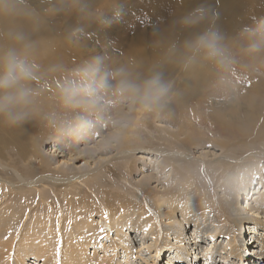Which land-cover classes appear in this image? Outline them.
I'll return each instance as SVG.
<instances>
[{
	"label": "rangeland",
	"instance_id": "1",
	"mask_svg": "<svg viewBox=\"0 0 264 264\" xmlns=\"http://www.w3.org/2000/svg\"><path fill=\"white\" fill-rule=\"evenodd\" d=\"M182 2L0 0V49L27 45L36 69L31 83L34 102L53 96L47 128L36 132L39 145L29 143L21 157L8 149L0 158V224L1 219L18 218V237L3 240L10 241L11 263L20 259L23 264H50L60 259L76 264L87 257L86 264H264V214L258 212L264 191V138L241 156L237 151L247 141L234 138L227 144L209 122H215L214 113L233 126L264 122V97L257 90L259 85L264 88V51L246 54L247 41L237 37L264 19V0H192L215 14V24L229 18L235 36L223 33L235 57L232 67L210 68L213 75L194 84L193 95L183 50L207 24L180 26V18L189 13L180 12ZM224 4L231 10L222 9ZM17 34L24 36L22 44L14 41ZM58 49L57 58L48 56ZM95 57H101L109 71L126 68L137 82L159 72L172 86L166 106L145 111L109 94L99 112L64 107L61 86ZM48 60L54 61L49 70ZM215 83L217 91L209 93ZM202 93L210 96L206 110L198 106L205 100ZM82 115L94 127L67 134V126ZM19 158L24 162H15ZM225 161L235 167L230 180L215 182L210 174H217ZM249 161L260 163L263 176L254 172L252 199L244 182ZM15 172L34 185L29 187ZM232 197L246 216L244 227L231 221L237 214L228 205ZM195 201H204L206 208ZM198 227L213 230L215 237L208 233L201 239ZM60 239L74 240L73 248L83 251L60 255ZM85 244L91 246L86 250Z\"/></svg>",
	"mask_w": 264,
	"mask_h": 264
},
{
	"label": "clouds",
	"instance_id": "2",
	"mask_svg": "<svg viewBox=\"0 0 264 264\" xmlns=\"http://www.w3.org/2000/svg\"><path fill=\"white\" fill-rule=\"evenodd\" d=\"M202 23L207 24L205 30L185 44V67L202 60L218 70H229L235 57L225 35L215 26L214 13L201 6L178 21L184 28ZM24 39L22 34L14 37L17 44H22ZM241 39L247 41L244 48L246 54L255 55L264 51V19L254 27H246ZM26 48L27 45L0 49V120L10 127L19 126L29 118V109L34 102L35 91L31 83L36 69ZM171 88L159 72L137 82L130 78L126 68L109 71L105 69L102 58L95 57L76 71L75 79L67 80L61 86L60 100L66 108L95 113L103 109L105 98L113 94L126 98L131 105H139L145 111H157L166 106ZM92 127L93 121L82 115L67 126L66 133L78 135Z\"/></svg>",
	"mask_w": 264,
	"mask_h": 264
},
{
	"label": "bare ground",
	"instance_id": "3",
	"mask_svg": "<svg viewBox=\"0 0 264 264\" xmlns=\"http://www.w3.org/2000/svg\"><path fill=\"white\" fill-rule=\"evenodd\" d=\"M207 1L205 0V3H207ZM215 1H217V0H215ZM227 1H229V0H227ZM197 7H199V3H194V2H192V0H183V2L181 4L180 12H183V14H184L185 11H189V13H190L194 9H196ZM221 8L222 9L225 8V10H231V8L230 7L227 8L225 4H224V7L222 5ZM185 13L188 14V12H185ZM187 14H185V15H187ZM216 16H219V15H216ZM28 19H30V18H28ZM235 19H236V17H235ZM238 23L240 24V20H238ZM247 24L251 25V22L247 21L246 25ZM29 25L31 26L30 23H29ZM215 26L222 33L235 37L233 34H231L232 22L229 20V18L222 19L220 21V23L219 24L218 23L215 24ZM189 32L190 31L187 32L188 35H189ZM240 35H242V33L238 34L237 37L240 36ZM38 41H39V44L43 43L42 42L43 39L40 38V37H38ZM47 44L49 45V44H51V42H49ZM183 51H185V50H183ZM66 53H67V51H65L59 57L60 61H62V59L66 55ZM48 56H52L54 58H57L59 56V49L57 51L49 54ZM53 62L54 61H52V60H48L46 62V67L45 68L48 69V70L51 69V66L53 65ZM190 67H191V70L189 71V75H190L189 83H190V86H191V93L193 95L194 94L193 85L194 84H198L199 85V84L204 83L205 81H208V79L213 75V73L211 72L210 68H214V69H217V68L214 65H210L208 67V66L202 64V60L198 61L197 63H195L193 65H191ZM261 82H263V80ZM113 83H115V81H113ZM216 89H217V83L213 84L209 88L208 92L209 93L210 92L213 93V91L214 92L217 91ZM257 90H258V93L259 94H263V97H264L263 85H261V86L259 85ZM203 95H204L205 100L203 102H201L202 104H198V106H200L201 109L206 110V107H207L206 106V104H207L206 100H208L210 98V96L208 95V93H204ZM52 97H44V99H42V100L40 99V100H36L35 102H33L32 105L30 106V109H29V111H30L29 118L23 124H21L19 126L10 127L3 120H0V158L1 159L5 157L4 156L5 155L4 151H6L8 149H12V150L17 151L18 155L21 157L22 153L24 152V149H25L26 145H28L29 143H33L34 145H39V142L36 140V132H38L37 129H39L40 127L41 128H47V125H46L45 121L48 118V111L50 109L49 99H52ZM56 100H58V102H60L58 96H57ZM55 102H57V101H54V103ZM192 109L193 108H191L190 110H192ZM211 117H213L214 120H215V122H213V123L211 121H209L211 123L210 124L211 130L213 132L217 133V135H219L222 138H224L227 144H231L232 143V139H234V138L235 139L240 138V139H244V140L247 141L246 144H241V147L237 151V153H241V156L242 155L244 156L243 153L246 152V150H249L250 148H252V149L257 148V143L262 138H264V122L261 123L260 121L253 120L250 123H244V124H241V125L233 126V125H230V124H228V123H226L224 121H221L216 113H214ZM233 157L234 156H232V158ZM237 157H238V155H237ZM248 159L249 158H243V159H241V161L248 160ZM15 162H18L20 164V162H24V161H22L19 158ZM15 162L13 163V166H16L15 164H17V163H15ZM231 164H233V163L228 162V161H225L224 163L223 162L220 163V166H218L219 167V171L217 172V174H214V173L210 174V177L212 178V180H214L215 182L216 181H220L219 183L225 181L226 179L230 180L229 177L232 175L233 169L235 168V167H229V165H231ZM43 165H44V168L42 169V171H45L46 170L45 169V167H46L45 160H43ZM47 167H48V164H47ZM247 170L249 171V173H244V182H245V184L247 186L246 188L252 190V197H251V199H252L253 196H254V194H253V190H254L253 189V185H254V182H255V180H254L255 179L254 172L258 173V175L261 178H263V176L261 175L262 167H261L260 163H251L250 165H248ZM15 173L17 174L18 172H15ZM17 176H18L19 179H21L22 182L27 183V185L29 187L34 185V182L32 183V182H29V181L28 182L25 181L23 179V177L19 176V174H17ZM46 179L49 180L50 177L47 176ZM55 181H59V180H55ZM231 183H234V181H231ZM225 187L230 188L231 192H234L235 194L237 193V189L235 187L232 188V184L227 183V185ZM235 194H234V197H235ZM258 194H260V192ZM234 197H232L233 201L231 200L228 203L229 207H231V209H233V212L237 213L236 216H235V219H232L231 221H233L234 226H238L239 224H242V227H244L243 223L246 220V216L240 211V208H239L240 204L238 202V199H237V201H234ZM248 198H250V193L246 197V200ZM193 200H192V202H193ZM195 203H197L199 206H201L203 208H206L205 207L206 204L204 203V201H199V202L195 201ZM258 205H259L258 212L260 211L262 214H264V191L261 194V200L258 203ZM248 207H250L249 203L247 204V208ZM184 213L185 214L187 213V209L184 210ZM10 219L11 220L7 219V220H4V221H3V219H1V224H0V264H23V260H20V259H18L17 261L15 260L13 263H11L10 257H11L12 249L11 250L8 249V246H10L9 245L10 241H8V243L7 242H3L5 237L14 240V238L18 237V234H19L18 231L16 230V226H15L16 224L14 223V220H17L18 218L17 217H13V218H10ZM194 221L196 222V220H194ZM259 223H260V221H259ZM84 224H86V223L84 222ZM77 225H79L78 222H77ZM49 229H48V231H51ZM196 230H197V234H199L201 239L205 235H208V233L210 235H212V237H215V235H214L215 232H213V230H209V229H206V228H204V230H200L199 227ZM57 231L59 232V230H57ZM80 231H82V230H80ZM174 231L178 233L179 229H174ZM71 233L73 234V232H71ZM233 234H234V232H232V236H230L229 234H228V236L233 237L232 239H233L234 243L237 244V241L235 240V237L233 236ZM192 236H194V235L192 234ZM192 240L193 239L191 238L190 241H192ZM61 241H62V239H60V243H61ZM58 242H59V239H58ZM73 242H74V240L73 241L67 240L66 242L62 241V243H61L62 244V249L60 251V255H63L64 257H71L72 255L77 254V253H81L83 251V250H79L78 248L75 250L73 248ZM92 242H93V240H92ZM244 243H246V240H244ZM90 246H91L90 244L89 245L85 244V249L87 250V248L90 247ZM262 247L264 249V242L262 244ZM42 253H44V252L42 251ZM49 254H50V252H49ZM41 256L44 258L43 254H41ZM46 257L47 256H45V258ZM61 258H62V256H61ZM223 258L226 259V256H224ZM47 260H48V258H47ZM84 260H86V261H84ZM48 261H47V263H48ZM72 261H73V259H72ZM213 261H214V259H213ZM59 262L61 264H65L64 261L61 262L60 259H57V262L51 261L50 264H58ZM87 262H88V258L87 257H83V258H81L80 262L76 261L75 263L76 264H86ZM105 262L109 263L108 260H105L104 263ZM91 264H92V262H91Z\"/></svg>",
	"mask_w": 264,
	"mask_h": 264
},
{
	"label": "snow or ice",
	"instance_id": "4",
	"mask_svg": "<svg viewBox=\"0 0 264 264\" xmlns=\"http://www.w3.org/2000/svg\"><path fill=\"white\" fill-rule=\"evenodd\" d=\"M57 255H59V248H58V250H57Z\"/></svg>",
	"mask_w": 264,
	"mask_h": 264
}]
</instances>
